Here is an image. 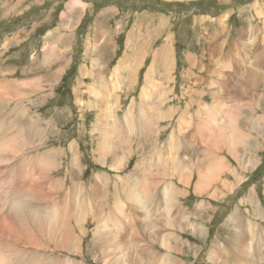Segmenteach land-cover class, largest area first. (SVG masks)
I'll return each instance as SVG.
<instances>
[{
    "label": "bare ground",
    "instance_id": "1",
    "mask_svg": "<svg viewBox=\"0 0 264 264\" xmlns=\"http://www.w3.org/2000/svg\"><path fill=\"white\" fill-rule=\"evenodd\" d=\"M82 3L80 0L71 1L68 11L73 6L84 9ZM257 13L263 15L264 11ZM229 15L228 11L224 13L222 22H226L230 18ZM104 31L102 30V35L105 37ZM138 31L140 32L141 28ZM250 33L251 42L252 30ZM61 42L56 37L46 41L47 47L42 54L46 61L55 57H66V50L57 48ZM134 43L132 55L124 56L111 70L109 78L101 76L99 81H96L91 67L81 65L82 68L78 69L73 87L74 104L79 111H94L93 133L98 132L100 135L94 162L101 171L92 175L87 184L75 179V175L84 169L78 143L70 142L67 149L53 148L42 152L38 150L31 153V157L30 151L26 153L27 149H41L44 146L47 131L51 124H54V120L40 118V115L34 117L24 105V99L52 87L51 84L44 85L41 78L29 82L11 80L9 83L4 79L0 80V154L3 153L0 157V175L5 176L8 172L6 179H10L11 183L15 179L18 181L17 188L10 196L0 199V264H21L19 260L23 264H76L72 257L65 260L62 257H75L76 254L81 257L83 243L89 239L99 254L94 259L100 260V264H187L186 254L192 248L190 240L185 241L183 234L189 232L192 239L204 241L208 229L202 224L192 222L189 215L186 216L179 197L184 198L186 193H193L218 201L216 187L220 186L221 191L225 190L226 193L231 192L232 186L228 181L225 184L226 176L230 178L232 174L237 185L243 181L238 176L237 169L233 170L231 163L236 161L238 170L243 171L252 170L258 165L255 151L249 148L252 146L246 148L254 129L247 127L244 128L246 131L242 130L238 117L246 116V105L239 100L248 99V92L256 91V86L260 87V83L264 82V72L261 73L259 66L262 64V57H259V54L252 56L255 61L253 64L250 51H247L249 56H242L237 67L232 69L231 63H226L227 65L223 66L226 72L221 75L222 80L214 84L207 82L209 92L206 96L212 98V103H206L205 98H202L204 92H201L197 95H202L197 110L193 112L196 109H192L193 101L184 104L180 110L163 106L168 101L169 91L164 85L171 83L169 81L174 65V52L168 42L153 52L152 63L150 62L151 65L149 64L143 78L139 104L137 107L130 104L124 110L122 118H119V94L127 85H137V73L147 54L143 43L141 46L137 45L139 41ZM7 44L9 43H4L6 48ZM85 47L86 57L92 58L91 50L95 56L91 59L92 69L103 71L99 60L103 55L100 56L98 42L93 49L88 42ZM191 63L194 64L195 61ZM199 68L201 69V66ZM62 73V68L57 69L53 79L56 81ZM196 76L195 73L191 75L195 81H200ZM86 78L92 79L93 83L80 92L79 89L83 86L81 82L84 83ZM224 86L233 87L235 93L230 95ZM84 94L88 95L87 100L83 98ZM190 94H195V90ZM150 97L152 99L148 100ZM135 107L137 118H134ZM255 107L259 108L257 104L253 106L254 109ZM225 110H233L232 119L228 122L230 127L226 125L228 119L223 116ZM248 110L252 111V108ZM262 112L264 113L263 110ZM249 119L253 120L254 124L257 121L264 123V115L259 114ZM208 121L211 122L208 124ZM43 124L46 127L42 129ZM5 125H8V128L4 130ZM169 127H172V131L166 143L167 147L161 148V145H158L154 149L150 148L149 141L153 147L157 144L152 137L157 138ZM89 132L91 135V125ZM144 143L148 147V155ZM257 145H253L255 149ZM238 147H242V152L247 153V159L240 158ZM256 150H259V147ZM224 154L228 157L227 166ZM133 155H136V159L131 170L128 166L133 162ZM62 157L67 160L64 179L53 176L59 168V161L62 163ZM8 163L9 166H3ZM29 169L32 174L28 173ZM108 173L113 175L111 187L108 183ZM178 185L183 187L179 188ZM105 187L110 191L111 198H105ZM189 198L191 194L185 200ZM244 200L251 205L254 218L263 222L264 210L261 200L258 196L256 198L255 190L252 189ZM124 203L129 206L128 217L124 213ZM242 203L245 202L242 200L240 204ZM206 205L204 202L197 204L195 210L200 216L203 211L208 213L211 209V206ZM111 214L117 217L115 222L107 220ZM206 217L207 222L213 217V222L216 220V215L213 214ZM241 219L239 214L234 213L226 220V225L235 231L232 236L237 252H233L225 243L210 241L212 244L207 253L206 264H264V231L255 234L254 228L258 226L248 222L240 232ZM91 225L94 226L91 228ZM49 248H53V252L43 254V250ZM23 250H26L24 254ZM194 254L195 252L192 256Z\"/></svg>",
    "mask_w": 264,
    "mask_h": 264
},
{
    "label": "rangeland",
    "instance_id": "2",
    "mask_svg": "<svg viewBox=\"0 0 264 264\" xmlns=\"http://www.w3.org/2000/svg\"><path fill=\"white\" fill-rule=\"evenodd\" d=\"M71 1L74 0H0V80L4 79L6 83H9L11 80H18L19 82L25 80L29 82V80L41 78L44 85L50 86L51 84L52 87L45 88V92L42 91L31 98L24 99V105L29 108L30 114L34 117L35 115H40V118L43 117L46 120H51L53 118L54 120V124H51L50 129L47 131V138L45 139L44 146H42L41 149H27L26 153L30 151L29 156L31 157V153L35 151L38 152V150L42 152L53 148L67 149L70 142L78 143L81 153V162L84 165L83 172H78L77 175H75V179L80 182L87 184L92 175L101 171L100 167L98 165L96 166L94 162V159L97 157L96 151L100 136L98 132L93 133L94 129L92 126H94L95 113L94 111H79V108H76L74 104L73 87L75 86L74 82H76L78 76V69L82 68L81 65L86 68L91 67L92 75H94L96 81H99V77L101 76L109 78L111 70L117 66L118 62L122 60L124 56L132 55V47L135 45V41H139L137 45L139 44V46H141L143 43V47L147 48L143 66L137 73V85L132 86L133 83H131L126 86L127 88L124 89L125 91L123 90L119 94L120 107L117 109L119 118H122L121 116L124 110L130 104L136 107L137 104H139V94L144 85L143 78L148 67L152 63L151 59H153V52L166 45L168 42L170 43V49L174 52L172 58L174 60V65L171 69L172 75L171 81H169L171 83L168 86L164 85V87L169 90L167 92L168 101L163 105L165 107H176L180 110L183 108L184 104L186 105L190 101H193L192 104L194 105H192V109H194L199 104L198 102L202 95H197L201 92H204L202 98H205L204 100H206V103L211 104L212 98L206 96L209 92V84L220 82L222 80L221 75L223 76L226 72L223 66L226 63H231L232 69L235 66L237 67L242 58L248 55L247 51H250L252 54H250L251 61H253L252 64L255 63L252 59L253 55L256 56L259 54V57H262V64L259 66L260 69H262L261 73L264 72V14L261 15L257 13L259 11H264V0H228L229 2L227 3L222 0H181L169 2L165 0H80L83 2L82 5L85 6L84 9H81L79 6H73L71 10L68 11V5ZM227 11L230 14V18L226 22H222L224 13ZM137 24H140V26ZM160 24H164L163 27ZM139 28H141L140 32L138 31ZM102 30H105V37L102 35ZM251 30L253 39L250 42L249 36L251 35ZM55 37L62 41L57 48H61L62 50L65 49L66 57H55V59H49L48 62L42 55L43 50L47 47L46 41L48 42L49 39H55ZM130 38L132 39L130 40ZM108 39L112 42H108ZM128 41L129 43H127ZM5 42L9 43L7 44V48L4 45ZM86 42L91 45L92 49L95 43L98 42L101 52L100 56L103 55V58L99 57L103 71L100 69H92L91 59L95 58V56L93 50H91L92 58L85 56ZM253 47H255V53H253ZM108 53L110 54L108 55ZM107 57H109V59ZM193 60L195 61L194 64L191 63ZM52 63H54V65ZM188 64H190V66ZM220 64L221 66H219ZM198 65L201 66V69ZM59 68L63 69V73L60 78L55 81L53 79V74ZM193 73L197 75L196 77L200 81H195L194 77H191ZM219 77L220 79H218ZM207 82L210 83L208 84ZM92 83V79L86 78L84 83L81 82L83 86L80 87L79 91L83 92ZM263 83H260V87L256 86V91L248 92V99L239 100L242 104L246 105L244 108L245 110L243 109L246 111V116L238 117L240 118L242 130L246 131L244 128L247 127L251 130L254 129V132L249 136V142L246 148L252 146L249 148H253L255 151V159L258 161L256 168L243 171L241 169L238 170V164L235 163L236 161L231 163L233 170L237 169V174L243 181L237 185L236 181H233L234 177L232 174L230 178L226 176L225 184L228 181V184L232 186L231 192L226 193L225 190L221 191L220 186L216 187L215 190H218V201L214 199H212V201L206 195L198 196L193 193H186L184 198L179 197L180 203L186 212L185 214H187L186 216L189 215L188 217L192 222L202 224L208 229L204 241L202 239H192L189 232L183 234L185 241L190 240L189 243L192 248H189L191 250L186 254L185 261L187 264H206L207 253L212 244L210 241L225 243L226 246L233 249V252H237L235 245H233L235 241L232 236V233H235V231L226 225V220L230 217V214L237 213L242 218L240 232L248 222L258 226L254 228L256 231L255 234L264 231V221L262 222L254 218L252 215L253 212H251V205L244 200L247 195L252 192V189H254L256 198L258 196L261 200V206L264 210V123H262V121H257L254 124V122H252L253 120L249 119V117L253 119V117L259 114L264 115L262 112V110L264 111ZM225 88H227V93L230 95L235 93L233 87L226 86ZM193 90H195V94H190ZM47 94L50 95V97ZM82 96L84 99H88V95L84 94ZM151 99L152 97L148 100ZM256 104L259 108L255 107L254 109L253 106ZM247 107L252 108V111H249ZM196 110L197 108L193 110V112ZM136 113L137 108L134 111V118H137ZM223 116L228 119L226 125L230 127L228 122L232 119L233 110H225ZM210 122L208 121V124ZM90 125L91 135L89 132ZM45 127V124L41 126L42 129ZM7 128L8 125H5L4 130ZM171 128L172 127L164 129V133L162 131L157 138L152 137L157 144L153 147L151 141H149L150 148L154 149L158 147V145H161V148L167 147L166 143L171 134ZM254 144H258L256 149L259 147V150L255 149L253 146ZM144 147L146 155H148L146 143H144ZM242 149V147H238L237 149L240 158L247 159V153L242 152ZM2 155L3 153L0 154V157H2ZM133 157V162L128 166L131 170L136 155H133ZM224 158L227 166L228 157L225 154ZM66 161V158L62 157V163L59 161V168L54 172V177L61 179L65 178ZM14 163L16 162H13V164ZM30 163L35 166L33 162ZM7 165L9 166L10 163L3 166ZM28 173L32 174L31 169L28 170ZM108 175L110 177L108 183L111 187L113 175L109 173ZM0 176V193L2 192L0 194V199H5L17 188L18 181L15 179V181L11 183L10 179H6L8 178V172L5 176ZM168 181H170V179ZM162 182L160 184H162ZM172 182L175 181L172 180ZM67 183L69 184L68 181ZM106 187L104 193L107 197L105 198H111V193L106 190ZM178 187L182 188L183 186L178 185ZM190 194L191 198L185 200ZM242 200L245 203L240 204ZM123 201H126V199H123ZM197 202L199 204L204 202L207 204V207L208 205L211 206V209L208 213H206L207 211H203L202 216H200L201 214L195 210L197 209ZM126 205L127 204L124 203V213H126L128 217L129 213L127 212L129 211V206ZM193 205H196L195 208ZM209 214L216 215V220L214 222V217L207 222L206 216ZM116 218L115 214H111L107 220L115 222ZM93 226L94 225H91V228ZM253 243L250 245L252 246ZM82 249L83 255L81 257L76 254L75 257L69 255L62 258L65 260L67 257H72L71 259L74 260L76 264H100V260L94 259L98 257L99 254L96 249H94L90 239L89 241H84ZM25 251L26 250H23L22 253L24 254ZM36 251L40 253L38 250ZM43 252V254H51L53 248H49V250L44 249ZM190 252H195L194 256H192L193 253ZM19 262L23 264L20 260Z\"/></svg>",
    "mask_w": 264,
    "mask_h": 264
},
{
    "label": "crops",
    "instance_id": "3",
    "mask_svg": "<svg viewBox=\"0 0 264 264\" xmlns=\"http://www.w3.org/2000/svg\"><path fill=\"white\" fill-rule=\"evenodd\" d=\"M253 53H255V47H253Z\"/></svg>",
    "mask_w": 264,
    "mask_h": 264
}]
</instances>
